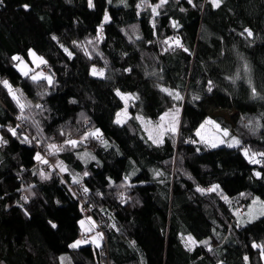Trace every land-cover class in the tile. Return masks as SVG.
Returning a JSON list of instances; mask_svg holds the SVG:
<instances>
[{"label": "trees", "instance_id": "obj_1", "mask_svg": "<svg viewBox=\"0 0 264 264\" xmlns=\"http://www.w3.org/2000/svg\"><path fill=\"white\" fill-rule=\"evenodd\" d=\"M140 2L93 0L92 8L88 0L0 3V80L22 90L33 105H42L25 113L39 122L38 132L32 120H17L19 109L0 84V125L21 124V131L35 138L24 143L0 128L8 140L0 144V264H61V256L63 264H264L261 250L252 246L253 241L264 243V217L243 223L236 212L255 197L264 199V179L254 175L264 176V163L252 164L241 151L243 146L264 152V127H245L257 117L264 124V99L251 98L243 79L236 84L226 79L238 70L243 76L246 60L254 85L264 95V0H222L217 8L211 0H193L195 6L188 0H167L156 16L149 4L158 0H147L138 9ZM25 4L30 7L25 9ZM105 9L111 19L97 41ZM244 28L253 36H241ZM166 37L178 38L188 51L165 44ZM61 45L73 52L71 58ZM29 49L47 61L53 84L19 73L12 56L28 58ZM93 65L105 75L93 76ZM209 80L215 84L212 92L207 91ZM158 85L178 90L184 99L175 100ZM117 88L138 96L123 124L115 122L123 107ZM194 94L201 99L194 100ZM174 108L180 109L178 132L154 144L135 117L156 123ZM220 109H236L231 125L222 118L218 122L241 146L191 143L199 141L196 129L209 112ZM97 128L108 147L89 137L60 152L47 148L50 143L63 145L65 139L79 140ZM43 150L50 152L45 169L34 158ZM84 153L96 159L81 158ZM58 162L68 171L60 172ZM41 170L50 177L41 180ZM133 172L125 184L124 176ZM73 176L81 183L74 184ZM213 184L220 189L197 190ZM27 185L35 195H29ZM25 195L27 201L21 199ZM82 201L92 220L104 224L99 247L90 242L68 247L83 233L78 223L87 215ZM25 208L30 215L24 214ZM189 234L198 241L191 251L185 247ZM205 240L211 250L199 243Z\"/></svg>", "mask_w": 264, "mask_h": 264}, {"label": "snow or ice", "instance_id": "obj_2", "mask_svg": "<svg viewBox=\"0 0 264 264\" xmlns=\"http://www.w3.org/2000/svg\"><path fill=\"white\" fill-rule=\"evenodd\" d=\"M109 2H110V0H109ZM121 2H124V0H121ZM145 2H147V0H141V2L137 4V8L139 9L142 6V4H144ZM221 2H222V0H211V6L213 8H217L220 6ZM0 3H3V0H0ZM166 3H167V0H159V3H157V4H149V6L151 7L152 15L153 16L158 15V9L161 8ZM188 3L193 4V0H188ZM88 6H89V8H92L95 6L93 4V0H88ZM193 6H195V5L193 4ZM23 7L25 9H28L30 7V5L25 4V5H23ZM201 7H203V6H201ZM181 11H184V9H181ZM110 19L111 18L108 14V11H107V9H105L103 20L101 21V24L97 26V37H96L97 41L103 39V36L101 35L103 26ZM151 22L153 23V26H155V22L154 21H151ZM171 22H172L173 27H179V23L177 21L172 20ZM131 27H132L133 31L135 32L136 25H132ZM245 33L249 37L253 36V31L250 28H244L243 32H241L240 35L243 36ZM52 39L57 40V37L55 35H53ZM170 42L174 43L176 46L184 48V45L181 43V41L178 38L173 39L172 37H166L164 43L169 44ZM72 43L77 44V41H73ZM87 43L92 44L93 41L89 40V41H87ZM149 43H151V41H149ZM80 46L84 47V45H80ZM61 47L64 48V51L67 53L69 58H71L73 56V52L70 51L67 47H64V45H61ZM184 51L187 52L188 49L184 48ZM28 53L33 58V61L35 63H37L38 65L47 63V61L44 59V57L37 56L32 49H29ZM85 53H86V55H89V56L91 55V53L87 50V48H85ZM12 60L13 61H19V63L16 64V67L19 69V71L21 72L22 75H24V76L30 75L32 70L30 68H28V66L24 63L23 57H21L19 54H14L12 56ZM242 67H243V76H241V74L238 70L237 73H235L234 75H231V76H227L226 79L231 81L233 84H236L237 80L243 79L244 82L249 86V88L251 90L250 91L251 98H253V99H255V98L264 99V95H261V93L258 92L257 87L254 85L252 75H251L252 69L246 60L244 61ZM124 71H130V69H125ZM91 74L93 76L103 77L105 75V70L103 68L97 69L96 66L93 65L92 69H91ZM146 75H147V73H146ZM31 79L34 82L35 81H41V80H47L48 84H50V85L54 83L53 78L44 72H36L34 75H31ZM0 84H2L8 90V94L15 101V103L19 109V115L16 117L17 120H19V121L32 120V123L34 125H36L37 131L40 132L41 129L39 127V122L34 120L31 116L25 115V113H26V111H30L33 107L40 109V108H42V105L41 104L33 105L31 101L26 100L24 98L23 91L20 89H14L12 84L7 79L0 80ZM158 87H160L162 91L168 93L170 96H174V99L177 101L184 99V97L180 94V92L178 90L166 88V87H163V85H158ZM214 87H215L214 81L209 80L207 82V91L212 92ZM115 92H116L117 96H119L123 100H126V102H127V98L138 99V96H135V94L124 93L118 88L115 89ZM41 95H43V93H41ZM193 99L194 100H200L201 97L198 94H194ZM121 111L124 112V118L123 119L121 118V112H117L115 122L123 124L125 122V120L127 119L128 114L125 110H121ZM179 113H180L179 108H176L174 112H173V110L170 109V110L164 112L159 117L160 122L158 124L153 125L151 120L147 121V123L145 124V131L148 133L149 139H151L154 144L163 143L162 137L165 134H167V133L175 134L178 132L179 124H180ZM81 115L83 116V113ZM262 116H264V114H262ZM135 118L137 120H140L142 123H145V120L142 116L138 115ZM84 119H85V121H87L88 118L84 117ZM259 120H260V117H257L255 122L250 119L248 121V124L245 125V127L250 128L252 131H255L257 128L264 127V124H260ZM149 125H152V126L149 127ZM206 125H214L218 131L223 133L224 136L229 135L227 128L222 129L220 127V125L216 123L215 120H213L209 117V118H205V120L196 129V135L198 137H200L199 141L191 140L190 141L191 143H202V144H204L205 147H211V148H215L219 144H224V143H227L229 147L241 146V140L235 136L231 137L230 141H226V140L221 139L219 137H214V138L206 137L204 135V132H203ZM5 127L7 129V132L10 133L13 137H22L23 138L22 142H24V143H31L32 140L35 139L34 137L30 138L29 136L25 135V133L23 131H21V128H22L21 124H17L15 126L0 125V128H5ZM60 132H61V135H64L63 129H61ZM89 137H95L96 139L101 140V142L104 143L105 147L109 146L108 142L103 140L101 130L97 128L95 130L84 132V134L79 138V140L69 138V139L64 140L63 145H57L54 143H50L47 145V148L53 152H60L63 150L65 145H70L74 148L78 143L84 141L85 139H87ZM35 142L37 144L41 143L40 140H35ZM186 142H189V141H186ZM7 143H8V140L5 139L3 135H0V144H7ZM197 151H200L199 147L197 148ZM241 151L244 153V155L249 159V161L252 164L264 163V152H259V153L250 152L249 148L243 147V146H241ZM84 157H89L93 160L96 159L95 156H92L90 153H84L81 158H84ZM257 157H259V159H257ZM34 158L43 164H48V160H46L44 158V156L41 155L40 152H36ZM56 166L60 168L61 172L68 171L67 167L63 165V162H58ZM134 174L135 173L133 172V173H130V174H127L124 176L123 179H124L125 184H127V182L129 181V176L134 175ZM39 175H40L41 180H46L50 177V173L45 172L43 170L40 171ZM83 175L87 176V175H89V173L85 172ZM155 175L160 176L161 173L159 171H156ZM254 175L264 179V176H262L261 172H255ZM72 180H73L74 184H80L81 183L80 179H78L77 176H73ZM109 180H111V178H109ZM161 182H163V181H161ZM128 186H130V185H128ZM27 188L29 189V195H35V193L30 191L32 188V185H27ZM219 189H220L219 184H213L209 188H206V189L197 186V190L200 191L201 193L215 192ZM70 191H71V189H70ZM82 191L85 194H87L89 192V189L87 187H83ZM73 195H75V193H73ZM120 195L123 196V193H121ZM240 195L243 196L245 194L240 193ZM222 198L225 201L228 200L227 196H223ZM21 199L24 201H27L29 199V196L28 195L22 196ZM121 202L123 203L124 201L122 200ZM57 203H59V201H57ZM20 206L22 208L24 207L23 204H21ZM236 212H237V214H239L238 209L236 210ZM24 214L30 215V213L28 212V210L26 208L24 209ZM247 215L249 217V220L244 221V223L251 222L252 220H256L259 217H264V200H261L260 197H255L252 200V204L248 205ZM86 221H87V226H86ZM78 223L80 224L83 232L86 234L92 233V231L96 228V224L92 220V217H90V216L87 217L86 220L85 219L80 220ZM49 224H51V226L53 228L56 227V224L53 223L51 220L49 221ZM113 227H115V225H113ZM102 237H103V233L96 232L95 236L87 235L86 238L74 240L72 243H70L68 245V247L69 248H78L83 244H88L90 241H91V243H93L97 247H99L100 246V240L102 239ZM196 243H198V241H196L195 238L191 234H189L187 237V241L185 243V247L188 248L189 251H191L192 247ZM199 243L208 245L207 240L199 241ZM252 246L254 248L260 249L261 250V256H262V258H264V243L257 244L255 241H253ZM208 247H209V250H211V246L208 245ZM244 259H245V261H247L248 256L245 255ZM60 260H61V264H63L64 257L61 256ZM217 264H223V262L217 261Z\"/></svg>", "mask_w": 264, "mask_h": 264}, {"label": "rangeland", "instance_id": "obj_3", "mask_svg": "<svg viewBox=\"0 0 264 264\" xmlns=\"http://www.w3.org/2000/svg\"><path fill=\"white\" fill-rule=\"evenodd\" d=\"M158 3H159V0H158ZM34 53L37 55V56H40L35 50H34ZM23 61H24V63L28 66V68H30L32 71H31V73H30V77H31V75H34L36 72H44V71H42V70H40V66L42 65V64H37V63H35L34 61H33V58L29 55V53H28V58H25V57H23ZM19 63V61H16V63H15V66H16V64H18ZM17 68V67H16ZM92 69V68H91ZM17 70L19 71V69L17 68ZM19 73H21L20 71H19ZM44 73H46V72H44ZM47 74V73H46ZM122 92H124V93H129V92H126V91H122ZM121 100H123V99H121ZM131 101H133V98H127V102H126V100H123V107L122 108H120L119 110H118V112H121V118L123 119L124 118V112H122L121 110H125L126 112H127V114H128V116H127V118H129V116H130V111H129V105H130V103H131ZM175 109L176 108H174V109H171V110H173V112L175 111ZM170 110V109H169ZM168 111V110H167ZM236 113H237V111H236V109H230V110H225V109H220V110H212V111H210L209 112V114L207 115V117L206 118H211V119H213V120H215L216 121V123L217 124H219V122H218V119H220V118H222L225 122H227V123H230V125H231V123H233L234 122V118H235V115H236ZM139 116H142V115H139ZM143 117V116H142ZM179 117H180V113H179ZM144 118V117H143ZM144 120H145V123H142L140 120H138V121H140V123H141V126H142V128H143V130L145 131V124L147 123V121H148V119H146V118H144ZM160 121L158 120V121H156V123L155 122H152V124L153 125H155V124H158ZM203 122V121H202ZM201 122V123H202ZM200 123V124H201ZM200 124H199V126H200ZM220 125V127L223 129L224 127H222L221 126V124H219ZM152 125H149V127H151ZM198 126V127H199ZM197 127V128H198ZM203 132H204V135L206 136V137H209V138H214V137H219V138H221V139H224V140H226V141H230L231 140V137H233V136H231V131L230 130H228V132H229V135L228 136H224L223 135V133L222 132H220V131H218L216 128H215V126L214 125H206L205 126V129L203 130ZM145 133L148 135V133L145 131ZM198 137V136H197ZM163 138V137H162ZM200 139V137H198V140ZM152 141V140H151ZM221 145H225V146H228V144L227 143H224V144H219L218 146H221ZM217 146V147H218ZM208 148H211V147H208ZM57 165V164H56ZM57 167V166H56ZM58 169H59V171H60V168L59 167H57ZM61 172V171H60ZM261 200H264L263 198H261ZM252 202V201H251ZM252 204V203H251ZM247 213H248V207L246 208V209H243V210H241V214L239 215L238 214V219H239V221L240 222H243L244 223V221H248L249 220V217H248V215H247ZM88 216L87 215H85V217H82L80 220H82V219H85L86 220V218H87ZM253 221V220H252ZM86 226H87V221H86ZM81 227V226H80ZM96 231L98 232L99 230H97V228H95L93 231H92V233H90V235H94V234H96ZM100 232V231H99ZM77 239H81V238H77ZM76 239V240H77Z\"/></svg>", "mask_w": 264, "mask_h": 264}, {"label": "built area", "instance_id": "obj_4", "mask_svg": "<svg viewBox=\"0 0 264 264\" xmlns=\"http://www.w3.org/2000/svg\"><path fill=\"white\" fill-rule=\"evenodd\" d=\"M39 68H40V70L46 72L48 75H50L52 78H54V74L50 70V68L48 67L47 64H42ZM41 155L44 156V158L46 160H48V162L50 161V152L49 151L43 150L41 152ZM40 168L41 169H45V164H43V163L40 162ZM82 206H83V209H84V213L87 214V215H89V216H91V209L86 205V202L85 201H82ZM243 209H245V206L241 207V210H243ZM241 210H239V213H241ZM95 224H96L97 230H99L101 233H103L102 239L104 240V232H103L104 231L103 230L104 224L103 223H100L98 221H95ZM87 235L88 234H86V233H82V235H81L80 238L81 239L86 238Z\"/></svg>", "mask_w": 264, "mask_h": 264}, {"label": "crops", "instance_id": "obj_5", "mask_svg": "<svg viewBox=\"0 0 264 264\" xmlns=\"http://www.w3.org/2000/svg\"><path fill=\"white\" fill-rule=\"evenodd\" d=\"M82 230V229H81ZM83 231V230H82ZM97 232V231H96ZM99 232V231H98ZM84 233V232H83ZM88 235H90V234H88ZM92 236H95V234L94 235H92ZM187 237L188 236H186V241H187ZM101 242H102V239L100 240V244H101ZM90 243H91V241H90ZM93 244V243H92ZM95 245V244H94ZM96 246V245H95Z\"/></svg>", "mask_w": 264, "mask_h": 264}]
</instances>
